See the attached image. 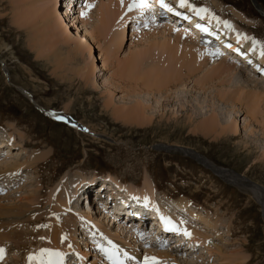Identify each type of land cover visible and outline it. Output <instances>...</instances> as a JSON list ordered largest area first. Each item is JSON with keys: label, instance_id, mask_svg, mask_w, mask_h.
<instances>
[{"label": "rangeland", "instance_id": "rangeland-1", "mask_svg": "<svg viewBox=\"0 0 264 264\" xmlns=\"http://www.w3.org/2000/svg\"><path fill=\"white\" fill-rule=\"evenodd\" d=\"M68 1L0 0V62L7 72L2 74L0 68V141L12 138L14 142L4 149L1 161L11 162L10 167L18 170L12 177L0 176V264H32L28 260L36 254L55 251L46 247L45 237L52 225L49 216L59 232L62 228L67 231L64 243H72L84 252L86 261L91 260L92 250L86 246L93 235L85 234V239V226L67 213L73 209L81 213L78 202L93 184L103 187L97 194L106 197V192L112 191L125 201L126 196H134L127 189H140L144 181L152 184L155 193L153 199L145 198L151 202V210L155 205L172 210L178 204L186 205V211L199 219L181 212V220L207 240L208 246L202 250L206 253L199 246L173 249L172 255L168 253L169 260H177L173 264H264L260 206L214 173L215 169L232 171L264 192V109L261 107L257 119L252 120L245 106L229 97L236 99L242 91L253 93L252 85L261 91L264 78L255 77L258 73L250 70L251 74L237 73L243 90H233L238 85L232 87L222 75L211 72L212 64L196 68L191 65L192 58L180 63L161 48L145 51L151 43L162 40V34L149 37L152 28L162 33V26L133 17L126 26L118 24L111 29L104 40L118 44L120 39L112 36L124 34L120 50L144 51L133 75L122 78L107 55L101 59L95 41L89 38L86 50L77 46L79 36L104 25L97 22L112 6L105 0H74L70 16L80 17L75 25L64 16ZM255 1L258 10L250 0H185L184 4L191 10L205 11L215 22L212 29L217 34L224 26L264 52V16L258 12H264V0ZM89 4L93 5L90 9ZM103 4L109 11L102 14ZM254 44L249 43L250 47ZM102 45L107 51L111 48ZM122 53H117L119 58ZM155 70L160 75L180 71L183 80L173 81L159 92L151 90L149 79L161 80ZM6 74L12 86L5 82ZM199 80L207 87L197 86ZM14 87L28 93L35 105L68 116L88 133L49 117L50 113H45L49 118L44 116ZM213 114L218 128L213 125L211 133H205L207 125L202 121L206 119L199 117ZM229 123L234 134L226 128ZM154 145L170 150L154 151ZM172 147L199 155L215 169L196 163L199 156L193 159ZM53 198L63 199L64 204L69 199L71 205L65 212L55 213ZM117 203L114 199L109 203L114 215H125L123 211L128 210L118 211ZM83 217L98 221V217ZM108 227L104 229L110 230ZM65 256V264H74Z\"/></svg>", "mask_w": 264, "mask_h": 264}, {"label": "bare ground", "instance_id": "bare-ground-1", "mask_svg": "<svg viewBox=\"0 0 264 264\" xmlns=\"http://www.w3.org/2000/svg\"><path fill=\"white\" fill-rule=\"evenodd\" d=\"M93 1L97 2L98 0H93ZM138 2H139V0H137V3ZM171 2H176V3L172 4ZM73 3H74V0L68 1V8H66L64 16L70 18L73 21V23L76 25V23H78L77 19H79L80 17L77 18L72 14V16H74V17L71 18L72 16H70V15L72 13V10L74 9ZM105 3H108V5H111L112 7L109 11V7L107 5L103 4L100 6V10H101L102 14H103V11L106 9L109 11V12H104L102 20L100 18L97 22V23H101L104 25L100 28L97 27L98 29L93 28L94 29L93 32L92 31L91 32H85L84 35L79 36L78 40H80V41H78L77 46H79L80 50H86L87 45L90 43L89 42L90 40L88 41V39L90 38L93 42L95 41V44L97 45L96 50H98L99 53L101 54V59H102V57L107 55L108 58L111 60V62L115 65L116 69L119 70L118 75L121 76L122 78H124V74H126L127 77H130L133 75V71L136 70V63L138 64L137 61L139 60L141 55L144 54V51L135 52L133 50L127 49L124 52V50H120L121 45L123 43L122 42L123 41L122 35L124 36V34H121L120 36H112V38L118 37V39H120L118 44H116V43L113 44L111 42H104V40H105L107 34L110 33L111 29H114L118 24H121L122 27L126 26L125 23L129 19H131L132 17L139 19L140 21L148 19L151 21L152 24L157 25L159 27L162 26V29H163L162 33L159 31L158 28L157 29L152 28V33H150V35H149V37L154 38V36H156L157 34H159V35L162 34L164 36V37L162 36L163 37L162 40L157 41V42H153V43L148 42V44L149 43H151V44H150V46L146 47V49H144L145 51L148 50L149 48H153V47H156L159 49L161 48L162 50L166 51L171 58L177 59L180 63H184L186 58L189 57V58H192V64L191 65L196 67V68H200L201 66H203V64H206V65L208 63L210 65L212 64L211 67L214 70L210 69L211 72L218 73V75H220V76L222 75L223 76L222 80L226 81V83L228 82L229 84L232 83L231 84L232 87L238 85V86L234 87L235 89H233V90H237V89L243 90V86L240 85V82L238 81L239 76L237 75V73L244 74L246 71L248 72V70H250V71H254L255 73H258V74H255L256 76L254 75L255 77L261 76L264 78V56L261 55L260 48H257L256 44L249 42L250 44L255 45V47L254 46L250 47L249 43L247 44V41L243 35L233 33V31L227 25L226 26L230 29L231 32L230 31L228 32L227 28L223 26V27H219V34H217L218 31H215L214 29H212V27H216L215 22H213L209 18H207L205 11L191 10V8H189V6H187L186 4H183V6H181L180 0H147L146 4H148L151 8H154V6H158V4H164V5L168 6L170 11L174 10L175 13L179 15V17H170V18L164 19L163 24H158V23H155L151 20V18H150L151 14L144 9L145 6L132 8L131 10H129V5L133 3V0H105ZM98 5H99V2L97 4V6ZM255 5H257L256 2H255ZM70 10H71V12H70ZM127 10L133 15L127 14V12H126ZM177 10H178V12H177ZM113 11H116L115 15L112 14ZM97 12H99V10ZM139 14H141L143 16H139ZM262 14L264 15L263 11H262ZM260 15H261V13H260ZM108 16L110 17V19L108 18ZM175 18H177V19H175ZM210 18H212V17H210ZM178 19H181V21H182L181 27H178V24L176 26H174V24H175L174 21H177ZM202 25H204V26H202ZM169 30H171V31L173 30V32L175 31V33L173 35H171L169 33L171 31H169ZM181 30L186 35H183V34H181V32H179V34L182 36L181 37L179 34H177L178 31H181ZM200 31L209 32V33L216 32V34H214L215 37H213V42H215V43L207 44L204 41L205 39L204 40L198 39L196 37V35H197V32H200ZM146 35H148V34H146ZM183 38L184 39L186 38V39L183 40ZM224 38H227V39H229V41H233V42L230 43L229 41H227V39H224ZM187 39H189V41ZM69 40H70V38H69ZM197 40H199V41H197ZM102 44H104V45L107 44L106 46H111V48H109V50L107 51ZM220 44L222 46H219ZM117 47H118V49H117ZM223 47L225 49H223ZM118 50H120L121 53L124 52V53H122L123 56L120 58L117 55V53L120 52ZM134 50H135V48H134ZM226 50H228V52H229L228 55L225 54ZM235 50H238V51H235ZM217 51H220V52L223 51L221 57H223V54H224V58H219L220 53H218ZM213 58L217 59V61L215 62V60H213ZM225 58L230 59V61L228 62V60H226ZM236 59H238L239 61ZM240 59H241V62H240ZM247 61H249V62H247ZM95 66L97 67V65H95ZM225 66H226V68H225ZM221 67H224V69ZM154 72L157 73L161 77V80H158L157 78H151L147 82V85H148L149 89L155 90L157 92H159L163 86L168 87V85L171 84L173 81L178 83V82H181L183 80V79H181L182 73H180V71H173L171 73H163L162 75H160L158 73L159 71L157 72V70H155ZM248 73L251 74L250 72H248ZM200 80H202V79H200ZM200 80L198 83H196V85L199 87H202V88L204 86L207 87L206 86L207 84L204 82V80L203 81H200ZM249 82H251V81H249ZM252 83L255 84V82H252ZM251 87L254 89L253 93H245V91H242L240 93L239 97L236 99H234L233 96H229V97L235 103L241 104V105H243V107L245 106V112L248 115V117L252 120H256L257 119L256 118L257 113L261 112V109H262L261 107H263V109H264V86L262 88L260 87L261 91L255 85H252ZM220 92L223 93L224 96L227 94L226 91H225L226 93L224 91H220ZM248 92H251V90H248ZM244 95H245V97H244ZM242 96H243V98H242ZM28 100L31 101V99H29V98H28ZM49 117L55 118L52 114H49ZM199 118H201L202 120L206 119V120L202 121V124L207 125L204 128L203 132L211 133V131L214 128L213 125H216V128H218L217 120L215 119L214 114H213V116H209V118L207 116H202ZM55 119L58 121L64 122L70 126H74L77 129L81 130L83 133L86 132V130H84L83 127L80 126V124H77V122L72 121L69 123V121L66 119H57V118H55ZM231 125H232L231 123L227 124L226 128L229 129V131L234 134V132L232 131ZM90 135H93V134H90ZM228 137L232 138L233 135L228 134ZM10 143L14 144L12 138H10L8 140V142L5 140L0 141V157L3 156L4 149H6L7 146L10 145ZM4 154H6V153H4ZM193 159H194V156H193ZM198 159L199 160L195 159V161H197L198 163H202V164L206 163L209 166V168H211V169L213 168L212 165L209 164L207 161H205L203 158L198 157ZM9 163H11V162H9V161L5 162V161L0 160V176L1 177H3V176L6 178L8 176L12 177V175L14 173H17L18 170L16 169V167L14 165H13V167H10L11 164H9ZM214 173H216L219 177H221L222 180H224L225 182L226 181L228 183L230 182L231 183V184L229 183L230 185H234V186L238 187L241 192H244L245 194L250 195L253 198V200L256 202V204L260 206L261 212L263 215L262 217L264 220V192L260 190V186L251 183L250 181H248V179L243 178V177H241V176L237 175L236 173L229 171V170H222V169L216 170L215 169ZM88 188L89 189H87V192L91 193L92 194L91 197H93L95 199V197L97 195L96 190L91 188V187H88ZM127 191L132 193L134 196H126L125 201L122 200L121 198H119L123 202H127V199H129V198H131L133 200L135 199V200H137V202L138 201L139 202L140 201L148 202V200L145 199L146 197L148 199L149 198L153 199V197L155 196L152 184L148 181H144L143 186L140 189L130 188V190L127 189ZM127 191H126V193H127ZM106 193L109 194V195H107L108 197H110V196L115 197V195H114V193H112V191H108ZM85 194H86V192H85ZM137 198H139V199H137ZM140 199H145V200H140ZM53 200H55V199L53 198ZM57 200H55V203H54V212L55 213L56 212L61 213L65 208L66 209L69 208V204H70L69 199H68V202H67V199L64 200V201H66L65 204H68V205L64 204V202L62 201L63 199L62 200L59 199L58 201ZM105 203H106V201L104 199H102L99 201L98 204L104 205ZM149 205L151 208V206H152L151 202H149ZM51 207H53V205ZM186 207L187 206L184 204L183 205L178 204V206H176L175 210L173 211L172 210L173 208L167 209V208H163V207H159V206L155 205L154 207H152V210L151 209L150 210L152 211V213H156V212L157 213H160V212L167 213V215H168V216H166L167 219L170 220L174 224V226L179 230V232L185 236L184 240L187 241L186 244L190 247V249L194 248L196 246H199L201 248V252L203 253L204 252V251H202V250H204L203 248L205 247V249H206V247L208 246L206 238H204L203 235L201 236L200 233L195 231L193 226L186 225L187 223H183V221L181 220V217L179 218V215H178L179 212H188V211H186L187 210ZM117 209H119V208H117ZM126 210H128V209H126ZM118 211L122 212L121 209H119ZM64 212H65V210H64ZM114 213H116V212H113V213L110 212V216H109V214L107 212H105V214L108 216V217H106V216H103L104 214H102L100 216V215H97L95 212H88L85 210L82 211V209H81V213H80V212L73 209L71 212L69 211L67 214H69L71 217H73V219L79 218V221H81L82 224H84L86 227L89 228L88 229L89 233H91V234L95 233V237H96L95 242H96V241H98V239L100 238L101 235L103 237L112 236L115 240H117L119 234H123L125 232L124 228L122 226H119V225H116V230L113 234L111 233V231L113 229L112 224L109 227L110 230H108L107 228L104 229L105 227H108L109 221L112 222L113 220H115V221L119 220L118 222H120V221L125 222V223L133 222V220L130 221V219H129V217L131 218V215L128 214V212H126L125 210L123 211V213H125V215L119 214V213L117 215H114ZM81 214H82V216H81ZM91 214H94V215H91ZM189 214L195 220L199 219L198 216L194 215L193 213H189ZM76 215H78V216L76 217ZM85 215H87L88 217H98L97 219H98V221L100 219V221L98 222L97 220L96 221L95 220H89L86 217H83ZM126 215L129 217H127ZM48 220H50V224H52V225H49L51 227L48 229L49 231H47V232H49L47 234V237H45V241H46V238L48 240L47 241L48 245L46 247L51 246L55 249V251H52L50 253H44V252L38 253V254H36L35 257L30 256L32 259L30 258L29 261L32 260L31 261L32 264H65V261H64L65 255H69V253H72V255L75 257L74 260H72V262L77 263V264H85L86 263L84 261L85 258L82 256L84 252H80L77 248H75V246H72L71 245L72 243H70V242L64 243L63 237H64V233L67 231L64 228H62V231L59 232L60 229L58 228L59 229L58 230L57 227H55L53 225V222H51L52 218L50 216H49ZM97 225H99L101 228L98 227ZM63 226H65V225H63ZM68 227L69 226H66L65 228L68 229ZM185 233H189L190 235H185ZM58 234H60V235H58ZM82 234L85 237L86 232L82 231ZM70 236H71V234H70ZM197 238H199V239H197ZM199 242L200 243L202 242V243L200 244ZM71 249H73L75 251L72 252ZM92 249H94L93 245H92ZM166 250L167 249H165V251L161 252V254L148 255L146 257H142V260H143V262H151V263H155V262L156 263H160V262L165 263L167 261H171V263L173 264V262H175L177 260H169L170 255L167 253ZM209 251H207V253H209ZM94 252H95V250H94ZM204 253H206V252H204ZM32 255H34V254H32ZM94 257L96 258V256H94ZM62 260H63V263H62ZM75 260H77V262ZM94 261H95V259H94ZM92 263L95 264L92 261L88 262L87 264H92ZM167 264H170V263H167Z\"/></svg>", "mask_w": 264, "mask_h": 264}, {"label": "snow or ice", "instance_id": "snow-or-ice-1", "mask_svg": "<svg viewBox=\"0 0 264 264\" xmlns=\"http://www.w3.org/2000/svg\"><path fill=\"white\" fill-rule=\"evenodd\" d=\"M146 3H147V0H139L138 3H137V0H133V3L129 5V10H131L132 8L143 7L145 6ZM184 3H185V0H181V6H183ZM87 7L90 9L91 7H93V5L89 4L87 5ZM82 15L86 16L87 12L82 13ZM261 55L264 56V52H261ZM185 235H190V234L185 233ZM2 254H3V250L0 249V259L3 258Z\"/></svg>", "mask_w": 264, "mask_h": 264}, {"label": "water", "instance_id": "water-1", "mask_svg": "<svg viewBox=\"0 0 264 264\" xmlns=\"http://www.w3.org/2000/svg\"><path fill=\"white\" fill-rule=\"evenodd\" d=\"M94 137H96V138H102V137H99V136H94ZM154 151H164V152H168L169 150H170V148H168V147H163V146H159V145H154V146H152L151 147ZM174 150H182V152L183 153H186L187 155H189L190 157H192L193 158V156H199V155H196V154H194V153H189L188 151H186V150H184V149H182V148H177V147H172ZM200 157V156H199ZM204 165V167H206L207 166V164L205 163V164H203ZM261 190V189H260Z\"/></svg>", "mask_w": 264, "mask_h": 264}]
</instances>
